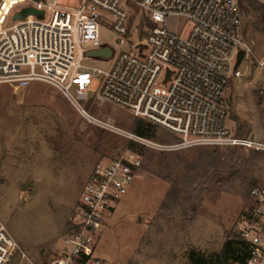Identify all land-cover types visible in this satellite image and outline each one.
Listing matches in <instances>:
<instances>
[{
    "label": "rangeland",
    "instance_id": "rangeland-1",
    "mask_svg": "<svg viewBox=\"0 0 264 264\" xmlns=\"http://www.w3.org/2000/svg\"><path fill=\"white\" fill-rule=\"evenodd\" d=\"M79 1L58 4L72 9ZM24 4L2 0L0 22L12 25L14 9ZM130 7L125 46L117 44L109 25L102 29L103 45L114 54L134 52L136 44L146 43L147 18ZM241 15L251 53L244 52L238 67L242 78L228 86L227 125L236 137L264 144V69L259 68L264 62V23L260 16H246L242 10ZM167 27L174 33L189 29L181 18L168 19ZM111 63L89 59L86 65L105 71ZM140 120L95 99L80 110L42 82L22 90L0 86V222L22 252L10 264H47L62 255L87 179L98 163L129 151V134ZM153 141L177 142L160 128ZM135 152L143 166L107 216L87 264H189L191 251L214 257L237 237L250 191L264 188V152L197 147L163 153L139 144Z\"/></svg>",
    "mask_w": 264,
    "mask_h": 264
},
{
    "label": "built area",
    "instance_id": "built-area-1",
    "mask_svg": "<svg viewBox=\"0 0 264 264\" xmlns=\"http://www.w3.org/2000/svg\"><path fill=\"white\" fill-rule=\"evenodd\" d=\"M22 1L25 4L16 7L14 15L33 8L44 17L30 16L10 26L0 22V86L22 90L42 82L57 88L80 110L81 104L94 99L112 104L176 138V143L160 144L129 134L131 141L157 152L197 147L264 152L262 142L236 137L227 125L228 86L242 78L237 67L240 53H251L238 0H82L72 9L60 6L59 0ZM254 1L264 6V0ZM131 5L147 18L146 43L136 44L134 52L112 51L108 70L88 67L86 62L95 59L89 53L108 47L102 42L105 25L117 44L125 46ZM170 18L186 20L189 29L169 31ZM259 68L264 69V62ZM142 166V157L129 150L94 167L75 223L63 241L65 249L47 264H87L93 259L107 216ZM237 235L246 256L233 264H264V188L250 191ZM20 253L0 222V264H10Z\"/></svg>",
    "mask_w": 264,
    "mask_h": 264
},
{
    "label": "trees",
    "instance_id": "trees-1",
    "mask_svg": "<svg viewBox=\"0 0 264 264\" xmlns=\"http://www.w3.org/2000/svg\"><path fill=\"white\" fill-rule=\"evenodd\" d=\"M2 0H0L1 3ZM33 1H44V0H33ZM134 1H141V0H134ZM240 10L246 15H256V17L260 16L262 18V23H264V8H260L258 4L254 0H238ZM262 33H264V28L261 29ZM245 54L242 52L239 55L237 67H239L242 62L244 61ZM156 126L149 124L143 120L137 121L133 135L144 138L147 140H154L155 139V131ZM138 144L133 141L129 142L128 149L130 151L136 150ZM245 252L243 250V244L240 241L239 236L234 237V239L230 238V240L225 244L223 251L220 254L215 255L211 258H204L196 251H191L188 254V261L189 264H233L236 262H243L245 259ZM87 261L84 259L83 263Z\"/></svg>",
    "mask_w": 264,
    "mask_h": 264
},
{
    "label": "water",
    "instance_id": "water-1",
    "mask_svg": "<svg viewBox=\"0 0 264 264\" xmlns=\"http://www.w3.org/2000/svg\"><path fill=\"white\" fill-rule=\"evenodd\" d=\"M30 16H34V17H37L39 19H43L44 13L37 11L33 8H26V9H23L21 12L16 13L13 16V22L24 21L25 19H27ZM89 56L91 58H95V59L109 60L112 57V50L108 47H103L100 50L90 52Z\"/></svg>",
    "mask_w": 264,
    "mask_h": 264
},
{
    "label": "crops",
    "instance_id": "crops-1",
    "mask_svg": "<svg viewBox=\"0 0 264 264\" xmlns=\"http://www.w3.org/2000/svg\"><path fill=\"white\" fill-rule=\"evenodd\" d=\"M81 1H82V0H80L79 3H80ZM19 2H21V1H19ZM1 21H2V20H1ZM235 82L237 83V81H235Z\"/></svg>",
    "mask_w": 264,
    "mask_h": 264
}]
</instances>
